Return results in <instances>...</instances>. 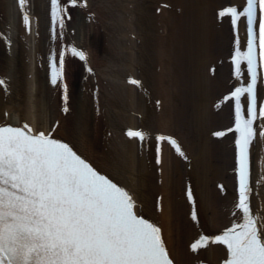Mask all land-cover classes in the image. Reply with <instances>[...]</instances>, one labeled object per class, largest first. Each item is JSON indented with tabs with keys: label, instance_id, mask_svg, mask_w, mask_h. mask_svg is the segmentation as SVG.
<instances>
[{
	"label": "bare ground",
	"instance_id": "obj_1",
	"mask_svg": "<svg viewBox=\"0 0 264 264\" xmlns=\"http://www.w3.org/2000/svg\"><path fill=\"white\" fill-rule=\"evenodd\" d=\"M226 3L245 4L246 0H88L87 5L82 0L75 5L62 0L66 15L59 23L53 0H26L25 9L33 14L29 28L12 0H0V56L4 43L11 49L10 54L5 53L8 60L0 59V76L11 79L6 102L0 87V123L5 119V106L10 109L11 121L29 119L37 130L49 131L59 118L57 134L75 143L79 152L86 153L103 171L123 183L131 180L130 187L142 203L144 215L163 227L180 264H190L191 254L183 242L195 239L198 233L197 225L189 219L185 190L194 193L200 220L211 229L224 227L229 214L213 207V197L218 200L220 194L218 187L210 191L209 182H223L231 193L236 188L237 164L231 170V143L239 139V132L235 127L223 132L230 122L226 118L233 114L237 117L236 98H231L228 108L212 106L238 79L226 75L231 69L225 60L232 49L230 43L224 45L246 26L242 18L238 27L232 16L217 18V9ZM24 6L18 7L22 10ZM37 12L41 21L34 18ZM257 15L261 18L259 12ZM49 28H54L51 36L57 37L51 46L55 43L56 51L63 50L65 66L71 67L63 73L71 95L66 115L61 112L59 98L65 82L55 87L47 85L43 90L36 74L46 76L50 67L54 72L49 62L53 55L48 61L41 57L45 50L42 39H49ZM77 42L80 45L76 48L87 53V60L71 52ZM25 74L33 77L32 81ZM134 79L141 83H133ZM95 85L105 98L100 96L98 100L91 94ZM248 98L247 93L242 95L241 103L250 118ZM122 114H126L123 119ZM259 123H264L260 105L256 127ZM117 124L120 134L115 130ZM141 125L150 131L144 129L146 136L139 138L141 143L125 135V131ZM164 135L178 141L183 151L166 138L161 141ZM261 183L256 205L264 218ZM234 202L229 198L232 210L235 203L239 204ZM238 212L243 213L240 209ZM208 252L216 262L227 255L218 246L202 255Z\"/></svg>",
	"mask_w": 264,
	"mask_h": 264
},
{
	"label": "snow or ice",
	"instance_id": "obj_2",
	"mask_svg": "<svg viewBox=\"0 0 264 264\" xmlns=\"http://www.w3.org/2000/svg\"><path fill=\"white\" fill-rule=\"evenodd\" d=\"M54 15L63 23L66 10L62 0H53ZM79 0H71L73 5ZM87 5L88 0H82ZM22 4L26 0H21ZM258 5L264 0H248L245 9L228 7L221 15H231L239 26L248 18L251 40L246 52L235 53L236 75L241 62L251 68V84L238 87L236 98L239 132L238 208L243 223H236L215 236L230 249L225 264H264V218L254 214L251 204L250 148L257 135V84L259 69L257 45ZM31 28L32 19L26 14ZM264 32V28H261ZM239 44V41H237ZM73 54L85 60L87 53L72 47ZM65 55H68L67 50ZM54 63L53 82H59ZM5 81L0 79V84ZM133 83H141L133 80ZM65 99L68 84L64 83ZM251 94V117L245 115L241 97ZM229 96L228 99H231ZM30 128V126H28ZM132 137L144 139L142 130H130ZM224 135L225 133H217ZM164 136L160 137L163 141ZM183 151L178 141L168 137ZM192 196V193L189 192ZM195 204L196 198L192 196ZM197 219L199 217L197 216ZM207 235L193 245L197 251L207 246ZM0 264H175L163 230L137 213L133 195L108 175L102 174L73 146L43 132L25 127L0 125Z\"/></svg>",
	"mask_w": 264,
	"mask_h": 264
},
{
	"label": "rangeland",
	"instance_id": "obj_3",
	"mask_svg": "<svg viewBox=\"0 0 264 264\" xmlns=\"http://www.w3.org/2000/svg\"><path fill=\"white\" fill-rule=\"evenodd\" d=\"M1 4H3V2H2V1H1ZM0 59H1V58H0ZM38 77H39V78H38V83H40V85H39V86L41 87V83H42V77H41V75H39ZM39 86H38V87H39ZM41 88H42V87H41ZM41 90H42V89H41Z\"/></svg>",
	"mask_w": 264,
	"mask_h": 264
}]
</instances>
